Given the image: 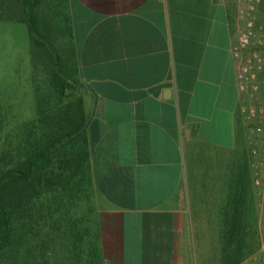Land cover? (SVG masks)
I'll list each match as a JSON object with an SVG mask.
<instances>
[{
    "label": "crops",
    "instance_id": "0c3cea01",
    "mask_svg": "<svg viewBox=\"0 0 264 264\" xmlns=\"http://www.w3.org/2000/svg\"><path fill=\"white\" fill-rule=\"evenodd\" d=\"M41 1L66 27L81 87L90 182L82 225L96 237V264H222L239 174L242 208H253L250 172L237 163L248 165L254 119L240 108H264L263 89L237 85L240 1ZM255 7L254 33L264 35V7ZM38 73L22 75L16 93L5 86L32 97L33 115ZM90 239L84 232L77 249L59 239L48 264H92Z\"/></svg>",
    "mask_w": 264,
    "mask_h": 264
},
{
    "label": "trees",
    "instance_id": "16d2710c",
    "mask_svg": "<svg viewBox=\"0 0 264 264\" xmlns=\"http://www.w3.org/2000/svg\"><path fill=\"white\" fill-rule=\"evenodd\" d=\"M0 20L25 25L31 66L50 90L35 106L22 141L11 150L0 144V264H48L45 253L57 249L59 239L71 238L77 249L84 232L91 236L86 250L96 264V237L82 225L86 210L81 204L90 194L86 118L72 54L63 40L66 27L41 0H0ZM246 182L244 174L237 176L235 223L222 227V264L240 263L255 245L247 219L243 223Z\"/></svg>",
    "mask_w": 264,
    "mask_h": 264
},
{
    "label": "rangeland",
    "instance_id": "374dc122",
    "mask_svg": "<svg viewBox=\"0 0 264 264\" xmlns=\"http://www.w3.org/2000/svg\"><path fill=\"white\" fill-rule=\"evenodd\" d=\"M11 22L0 20V144L6 146L8 150H11L17 142L22 141L27 123L35 116L32 112L33 104L30 95H25L26 97L9 95V90L5 88V86H9L11 92L16 93L18 88L22 86L21 76L26 75L28 70L32 69L29 65L32 60H29L30 53L26 27L24 24ZM262 32L263 29L254 33L249 46L242 51L239 59L241 62L239 65H242L245 60L249 61V74L252 78L249 79V83L243 91H248L250 95L256 93L260 88L263 89L260 86L262 77L259 72V69L264 65V35H259ZM38 74L40 81L37 82L38 91L33 100L34 106L41 103L44 88H46V81L41 73ZM34 78H37V76L34 75ZM40 84H43L42 91L40 90ZM251 85L256 86V90H252ZM253 108L257 109L256 107ZM240 113L244 119H254V123L250 127L252 132L247 137L249 139V145H247L248 165L245 166L241 162V164L237 163V166L239 165L241 170L250 172L251 176L254 193L251 196L253 208L249 212L247 211L248 217L246 219L248 237H250V240L253 239L251 241L255 243L252 246V252L241 262L244 264H264V207L259 209V204L264 203V194L263 196L259 194L264 193V124H258V120L260 122L264 121V115L250 118L246 117L241 111ZM11 154L9 151V155ZM81 207L83 208L82 204Z\"/></svg>",
    "mask_w": 264,
    "mask_h": 264
},
{
    "label": "built area",
    "instance_id": "2783aa9c",
    "mask_svg": "<svg viewBox=\"0 0 264 264\" xmlns=\"http://www.w3.org/2000/svg\"><path fill=\"white\" fill-rule=\"evenodd\" d=\"M239 1L242 4V8L238 9V15L246 19V24L244 29L238 34L236 38V44L231 47L232 57L235 58L236 60L240 59L242 51L249 46L254 36L253 22L255 21V11H256L255 6L259 4L260 6L264 7V0H239ZM248 64L249 61L245 60V62L242 65H238L237 67V85L241 92H243V89L249 83V79L252 78V76L249 74ZM259 72L262 77L260 86L264 89V65L259 69ZM250 87L252 88V90H256V86L251 85ZM240 111L246 117L252 118L256 116H262V112L264 111V108L263 107L257 109L240 108ZM238 264H244V263L240 262Z\"/></svg>",
    "mask_w": 264,
    "mask_h": 264
}]
</instances>
